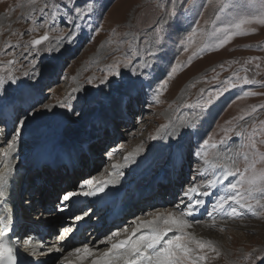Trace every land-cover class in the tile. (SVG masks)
I'll return each mask as SVG.
<instances>
[{"label": "rangeland", "instance_id": "obj_1", "mask_svg": "<svg viewBox=\"0 0 264 264\" xmlns=\"http://www.w3.org/2000/svg\"><path fill=\"white\" fill-rule=\"evenodd\" d=\"M72 4L91 8L81 15L69 10ZM261 5L264 0H0V149L8 150L17 132L15 145L31 134L38 138L36 151L25 155L28 162L44 160L40 157L52 154L57 144L63 151L73 149L82 155L78 167L85 171L63 177L82 189L87 180L96 186L141 176L134 184L142 193L152 184V206L139 199L136 211L119 221L120 229L129 231L139 218H166L174 203L175 213L191 205L190 226L183 231L211 242L204 249L189 243L193 256L207 257L197 264H264V209L249 211L232 201L218 209L221 197L234 194L227 185L240 176L223 180V168L212 167L226 163L233 172L243 171L247 154L257 171L264 170V162L243 147L253 136L264 153V24L256 22L264 14ZM241 19L251 22L238 30ZM157 27L163 28L159 35ZM45 33L48 39L33 46L31 41ZM227 36L231 39L218 46ZM245 78L253 83L245 84ZM83 141L94 148L89 144L87 153L79 154ZM94 159L98 164L90 172ZM36 176L41 184L56 177L57 190L46 188L51 196L67 190L61 175ZM212 180L223 183L210 187ZM192 186L198 192L185 195ZM18 204L32 223L36 209L30 213L23 208L27 202ZM159 226L165 227L163 220ZM113 231L108 229L107 237ZM177 234L175 228L167 232L159 247Z\"/></svg>", "mask_w": 264, "mask_h": 264}, {"label": "snow or ice", "instance_id": "obj_2", "mask_svg": "<svg viewBox=\"0 0 264 264\" xmlns=\"http://www.w3.org/2000/svg\"><path fill=\"white\" fill-rule=\"evenodd\" d=\"M69 10L75 8V12L77 14H83L84 11L90 10L91 5H87L85 9H81L80 7H76L75 4L67 5ZM225 7H228L225 4L221 11L224 10ZM264 8V5H261ZM170 15H175V13H170ZM55 16V13H53ZM250 20L241 19L238 23L235 24L236 29H240L241 25L245 23H250ZM257 23L264 24V14H262L261 18L257 19ZM163 32L162 27L156 28V33L159 35ZM234 34H242L241 32H237ZM48 39L47 33L43 36L34 39L31 41L33 46L41 44L43 41ZM191 40V37H189ZM228 39H231L230 36H227L225 40L220 42L222 46L224 43L227 42ZM188 49L185 48V51ZM151 55V53H149ZM11 63V61H10ZM115 68V65L113 66ZM176 68L172 69L174 73ZM114 74H119L114 73ZM15 82V81H13ZM245 84L253 83V81L248 80L247 78L243 81ZM91 83V80L89 81ZM3 81L0 80V86H2ZM235 86V85H231ZM254 95L255 93H246V95ZM212 101L208 100L206 104H210ZM65 105H61L64 107ZM45 107H48L45 105ZM255 111V109H253ZM243 119V117H241ZM264 123V122H262ZM237 136L242 135V133L237 132ZM19 136V132H17L16 136H13L12 142L8 144V151L3 153L4 156H7L9 152L14 148L15 140ZM260 143H264V140L260 141ZM204 144L207 145L208 141L205 140ZM243 147L249 148L252 151V155L254 157L258 156L261 162H264V153H259L257 151V141L253 136L248 137V143L245 144ZM199 154V153H197ZM206 155V154H205ZM235 154L231 159L233 160L232 167H235ZM223 160L224 158H220ZM244 161L246 162L245 168L243 171H240L239 168H236V171L233 172L231 167H229L226 163H213L212 167L223 168V180H227L229 176H235L237 173L240 176V179L237 183H229L227 185L228 189L231 190V193L226 197H221L218 201L216 207L218 209H222L226 203L232 201L235 204H238L241 208L247 209L249 211H255L257 208L264 209V170L257 171L256 169V160H252L250 163L248 162L249 157L247 154L243 157ZM205 163H208L205 160ZM115 167V166H114ZM11 169L6 168L4 171L0 172V201H4L7 192V184L9 179ZM223 180H212L209 181V186L214 187L217 183H223ZM85 184L92 185L93 181L88 180L85 181ZM103 191V188L99 189ZM198 189L195 186L189 187L188 190L185 192V195H189L190 193H196ZM85 195H94L95 193L92 191L84 193ZM205 196L210 195L209 192L204 191L202 193ZM257 194H259V198H257ZM73 195L69 193L63 196V201H68L70 196ZM254 201V203H253ZM196 204H201L203 201L196 200ZM193 213V208L189 205L186 211H182L179 214L174 212H168L166 218H163V224L165 227L159 226V221L161 220V215L156 214L153 220L142 222L139 227H147L151 229V233L148 235H141L139 238L133 240L131 237L120 240L116 243H112L111 247L108 249L107 252L103 253L101 257L97 260H93L92 264H197L198 261H203L207 259L206 256H193V249L189 247V243H195L199 249L204 248H211V242H204L195 240L192 237H189L187 233L183 231L184 228L189 227V222L186 220L187 216H191ZM236 214V209L232 208V213ZM211 215V213H209ZM79 219V217H77ZM11 220L10 218H6L5 216H0V238L6 236L8 232L11 230L10 228ZM173 228L177 229L180 234L174 235L172 238L163 241L161 247H157L161 245L163 236L172 231ZM139 228H134L133 233L138 231ZM69 231V229H65V232ZM118 235V233H113L112 236L108 237V242L112 241L114 236ZM120 250L114 252L113 250ZM59 251V249H57ZM77 254L84 253L87 255L91 254V250L85 246L84 248H77ZM214 251V249H213ZM33 254H35V249H33ZM85 256L81 255L80 259H84ZM247 259V257H245ZM0 264H17V258L13 254V249L9 247L3 239H0Z\"/></svg>", "mask_w": 264, "mask_h": 264}, {"label": "bare ground", "instance_id": "obj_3", "mask_svg": "<svg viewBox=\"0 0 264 264\" xmlns=\"http://www.w3.org/2000/svg\"><path fill=\"white\" fill-rule=\"evenodd\" d=\"M43 68H46V67L45 66H42V67L39 66L37 69H41V71H42ZM40 72H38V70L35 72L36 73V77H39ZM9 99H11V97ZM37 139L38 138H36L32 134L30 136H28V137L26 136V138L23 139V142L21 144H19V145H15L14 148L9 152V154L7 156H4L3 153L5 151H8V150L0 149V172L4 171L6 168H12V172H14L13 175L15 176L13 178V183L18 181V179L20 177V172L22 171V169H25V170L29 171L30 164L29 165L27 164L29 158L25 157V155H26L27 152H30V151L35 152L36 151ZM83 142L85 143V145H87V141H83ZM89 144L90 143L88 142V146H89ZM1 147H5V146L2 145ZM114 147H111V149L114 148ZM93 148L94 147L90 144V150L91 151H92ZM87 149H88V147H87ZM163 149H164V146H162V150ZM80 150L83 151L81 148H80ZM112 153H114V149L112 150L111 154ZM14 154H16V156H13ZM112 155H109L108 158L111 157ZM82 158L83 157L81 156V158H79V159H82ZM90 160H91V158H88V161H90ZM94 163L98 164V161H96L94 159V162L92 163V165H90L91 166V168L89 169L90 172H94L96 170L95 167H94ZM26 164H27V167H26ZM124 173H122V174H124ZM127 177L128 176L125 175L123 177L124 180L121 181L120 184H119L118 180H115V181L107 180V181L100 182L96 186L93 185V184H92L93 186L92 185H87L88 186V190L85 191V193L89 192V191H92L95 194L89 196V195H85L83 193V194H80L81 197H79V198L86 199V203H88V201H89L90 203H93L94 206H97V205L101 204L102 202L103 203L101 205L104 204L106 206V201L108 202V204H112L113 202H117V201L120 200L121 202L118 203L117 210H114V212L111 215L115 214L116 212H118L117 213L118 215H125V216L130 214V213L132 214L131 211H133L136 208V204L139 202L138 200L142 199V198L144 199V196L148 195L150 191L142 193V192L138 191V188H137L136 184H131V185L128 186L127 183H125V182H126V179H128L130 177H128V178ZM26 178H27L25 180V183H26V186H25L26 189L25 190H27L25 192L26 196H29V194H34V193L36 195V192H37V193L41 194L40 198H38V201H42V199H45L43 197L44 195H45V197H48V199L52 198L51 194H49V192H48L49 190L46 189V188H48V186H50L52 192L57 190L56 189L57 188L56 187V182H55L57 180L56 177L55 178L54 177L50 178V176H49V179H43L42 180V184L40 186H37V187L35 186L36 188L34 186L30 185V183H29L30 181L28 182V180L31 177L27 176ZM58 179H62V180H64L66 182V185H67L66 188L70 187L71 184L67 181L66 178L64 179V177L61 176L60 178L58 177ZM143 179H141L138 184H140L143 181ZM37 180H39V178ZM95 180L98 181L99 177L96 176ZM19 181H21V180H19ZM72 181H73V179H72ZM32 183H33V181H32ZM72 185L73 186L77 185V182L76 181L73 182ZM91 186L93 188H91ZM162 186H164V185H162ZM15 188H16V190H15L16 195H15L14 199L9 200V199L5 198L4 201H0V216H4L5 213L10 212V211L15 212V215H16L17 219H19V218L21 219V223L23 224V229L27 228L28 225H30L29 227H31L33 229H36V227L39 226V225H50V223L52 221H55L56 219H59L58 218L59 215H57L55 217L51 216V217H49V219H44L43 220L42 216L40 215V209H39L40 207H36V202H34L36 196H32L31 198L26 199V202L28 203V205L23 207L24 209L27 208L28 211H29L30 208L33 209L35 207L34 209H36V211L32 210L31 218H29V220L33 219L34 221L32 223H30V221H28L27 218L25 217L22 207L19 206V204H18V199L20 198L19 186L17 187L15 185ZM77 188H79V189L83 188V185H80ZM100 188H103V191H100L99 190ZM70 191L72 192L71 189H67L65 192H70ZM65 192H62V193H65ZM39 194H37V195H39ZM26 202H24V203H26ZM24 203H23V205H25ZM67 204L68 203H65L64 208L62 209L63 212L67 211V209L69 207V205H67ZM29 205H31V207H29ZM173 205H174V207L170 206L169 209H167V211L165 212L166 216H167L168 212H174L175 213L174 208L177 209V206L175 205V203ZM135 211H136V209H135ZM71 212H73V210H71ZM93 213L94 212H92V214ZM176 214H179V213H176ZM118 215H116L117 218H118ZM73 217L74 218L79 217V219L81 220L80 222L83 221V223H84L85 220L88 219V218L80 217V213L76 214ZM138 220H139V222L135 223ZM161 220H163V219H161ZM142 222H146V221L143 218H139V219L135 220L134 223H133V226H131L129 231L126 230L129 227H127L126 229H123V228L120 229L119 227H120V225L123 224V222H121V223L119 222L118 223L119 225L117 227L110 229V231L114 230L113 233H118V235H116V236H114L112 238L114 241H111V242L112 243L113 242L116 243V242H118L120 240H124V239H127L129 237H131L133 240H135V239L139 238L141 235L150 234L151 233V229L150 228L139 227V225ZM66 227L67 226H62L61 229L65 230ZM134 228H139V230L136 231L135 233H133V229ZM96 229H97V232L99 233V236L102 239L100 238L98 241H89V242L83 244L80 247L74 248L71 251L68 250V251H65V252H62V253L57 252L56 254H53L52 251L54 250V244L51 243V242L47 243L45 245V252L43 254H41V258L38 257L37 259H35L34 264H36V262H38V261L42 262L43 260L45 261L44 264H57L59 259L56 260V258H58L60 256H63V257L61 258V261L58 264H92L93 260L99 259L103 253L108 251V249L111 247V244H112V243L110 244V242H108L107 234L109 232L105 233L106 230L108 229L107 227L96 228ZM36 231H38V230L36 229ZM90 235H91V238H95L94 237L95 234H90ZM25 236L27 237V235H25ZM110 236H112V234ZM104 237H107V238H104ZM63 238H64V236L60 237V240L63 239ZM108 243L110 245L108 247H106V245ZM85 246H87L91 250V254L90 255H87V254H84V253H80V254L76 253L75 250L77 248H84ZM25 247L27 249H29L30 246L27 244V245H25ZM113 251L114 252L122 251V249H120V250H115L114 249ZM81 255H84L85 258L84 259H80ZM36 260H38V261H36ZM117 264H120V262H117Z\"/></svg>", "mask_w": 264, "mask_h": 264}, {"label": "trees", "instance_id": "obj_4", "mask_svg": "<svg viewBox=\"0 0 264 264\" xmlns=\"http://www.w3.org/2000/svg\"><path fill=\"white\" fill-rule=\"evenodd\" d=\"M47 199H48V198H47ZM58 218L60 219V218H62V216H61V215H59V216H58Z\"/></svg>", "mask_w": 264, "mask_h": 264}]
</instances>
